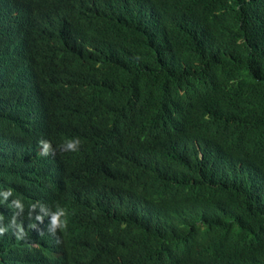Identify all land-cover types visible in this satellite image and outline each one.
I'll use <instances>...</instances> for the list:
<instances>
[{
    "label": "trees",
    "instance_id": "1",
    "mask_svg": "<svg viewBox=\"0 0 264 264\" xmlns=\"http://www.w3.org/2000/svg\"><path fill=\"white\" fill-rule=\"evenodd\" d=\"M60 1L76 16L84 5ZM98 1L126 28H93L72 55L85 78L74 121L55 118L34 91L58 54L45 40L52 29L6 27L0 10V196L12 205L43 194L81 224V240L57 252L0 238V264H161L160 244L179 234L187 264H264V0ZM132 123L144 135L125 147ZM190 130L203 134L169 148L170 134ZM72 138L75 150H37ZM108 160L127 205L102 212L106 194L91 180ZM169 175L178 210L163 217L147 195ZM100 248L109 253L89 262Z\"/></svg>",
    "mask_w": 264,
    "mask_h": 264
},
{
    "label": "clouds",
    "instance_id": "2",
    "mask_svg": "<svg viewBox=\"0 0 264 264\" xmlns=\"http://www.w3.org/2000/svg\"><path fill=\"white\" fill-rule=\"evenodd\" d=\"M0 10L6 27L10 22L22 19L27 28H36L40 31L52 29L51 33H46L50 36L45 40L56 47L58 54L52 57L53 65L38 74L34 91L38 99L50 108L55 118L66 117L72 121L76 120L78 112L73 98L76 91L85 84V78L74 69L78 65L72 64L78 61L72 55L78 53L80 44L83 39L88 38V33L93 28L110 21L120 24L125 31L126 23L123 17L98 0H84L78 16L66 8L60 0H0ZM87 26L88 29H86ZM122 33L124 34L123 31ZM97 114L98 110L95 115H90L88 120H92ZM103 119L95 121L94 124L100 123ZM133 123L129 132L127 129L123 137L125 147L137 143L144 135V132L133 127ZM201 134L203 133L195 130L172 133L168 137V146L177 151L184 150L191 145V141H197ZM101 137L98 141L107 146L113 154L114 140L110 137ZM78 144V140L66 139L58 142L51 149L46 141H41L38 143L37 150H43L45 154L49 151H63L68 148L75 150ZM127 153V156L135 158L146 155L139 150H131ZM109 161L98 169L97 175H94L91 180L92 188L106 194L107 204L102 212H112L127 205L118 183L120 181L115 177L116 180L113 179L108 172L111 164ZM100 175L110 178L111 181L103 179ZM178 190L179 181L169 175L164 176L159 182L154 199L148 191V200L156 205L155 214L167 217L178 210L175 199ZM72 222L69 211L63 204L51 201L43 194L37 196L23 194L21 198L18 195L17 201L12 205L6 203L0 196V238L8 237L6 239L8 241L2 242L9 247L13 245L22 247L27 243L30 247L44 252L45 249L57 252L67 242L75 243V240H81L77 235L81 224ZM187 245L186 238L182 234L175 235L174 241L168 247L164 246L162 241L159 246L163 258L161 264H187ZM104 253H109L107 248L97 249L88 261L93 262Z\"/></svg>",
    "mask_w": 264,
    "mask_h": 264
}]
</instances>
